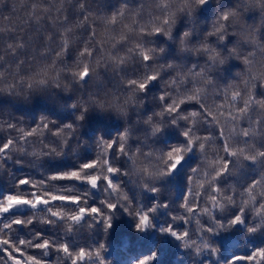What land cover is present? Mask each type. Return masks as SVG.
Masks as SVG:
<instances>
[{"label":"clouds","instance_id":"9594fccd","mask_svg":"<svg viewBox=\"0 0 264 264\" xmlns=\"http://www.w3.org/2000/svg\"><path fill=\"white\" fill-rule=\"evenodd\" d=\"M208 3L19 0V27L0 13V171L25 198L0 200V264H107L105 244L79 241L117 210L136 218L134 232L182 240L197 254L218 257L212 237L235 232L246 250L222 264H264V0H241L202 34L193 22L177 35L181 18ZM253 9L260 15L251 22ZM74 87L97 88L81 96L75 120L9 107V98ZM89 99L125 114L143 109L136 120L148 126L145 139L132 144L126 127L110 138L98 133L102 146L88 155ZM71 172L79 175L60 176ZM162 210L167 223L156 220Z\"/></svg>","mask_w":264,"mask_h":264},{"label":"trees","instance_id":"16d2710c","mask_svg":"<svg viewBox=\"0 0 264 264\" xmlns=\"http://www.w3.org/2000/svg\"><path fill=\"white\" fill-rule=\"evenodd\" d=\"M241 0H209V3L202 8L196 10L190 18L184 15L180 20V27L177 28L176 34H179L181 28L190 26L193 22L200 28V34L203 30L210 27L217 13L221 10L240 3ZM19 0H3L0 4V13L9 15L10 23L14 26H22L23 13L17 10L16 5ZM260 13L255 9L248 14V20L254 22ZM2 35V34H0ZM197 37L194 36L193 39ZM162 39V38H160ZM232 38H229L231 42ZM235 67H238L236 61H233L227 71L231 72ZM116 85H113L115 87ZM102 90V89H101ZM97 88L92 87L87 90H80L74 87L68 94L45 95L43 98L34 97L31 101H22L19 98L12 100L9 98V107H16L25 114H31L35 118V114L44 111L56 115L58 118L73 119L80 112L81 96L88 97L90 94H96ZM75 103V108L71 105ZM89 110L85 114V120L82 122L84 134L89 137V141L84 150H87L88 155L97 151L102 146L101 141L97 138V134H102L105 138H110L114 134L119 133L122 128H128L130 141L132 144L142 142L148 134V126L141 121L136 120L138 113H143V109H130L128 114H125L115 107H99L92 103L89 99ZM131 146V145H130ZM115 155V152H113ZM125 166L131 170L132 165L124 162ZM13 172L17 175H30L28 170L21 169L20 166H13ZM6 171H0V196L5 191L9 190ZM131 185H135V177L129 178ZM150 204V200L145 201V206ZM221 218L222 214H217ZM223 218L226 220L227 216ZM157 222L167 223L166 211H159L156 216ZM148 218L144 217L141 223L146 224ZM207 222V221H206ZM135 217L126 215L122 210H117L112 214L110 220L102 219L94 228L82 230L80 241L88 244L89 247H95L100 244H105L106 247L102 250V255L105 257L107 264H222L228 258L232 257L237 251L246 250L239 242V238L235 232L230 235L221 234L220 237H212L213 242L220 243L222 248L218 257L213 256L210 250H202L197 254L195 245L189 244L183 247V241L174 239L169 236L161 237L154 231L144 235L134 232L132 229L136 225ZM179 230H183L182 222L176 226ZM205 235H208L207 233ZM195 238V229L192 230L190 239ZM158 250V253L154 252ZM156 256L154 261L153 257ZM237 264H240L237 261Z\"/></svg>","mask_w":264,"mask_h":264},{"label":"snow or ice","instance_id":"6c2138e0","mask_svg":"<svg viewBox=\"0 0 264 264\" xmlns=\"http://www.w3.org/2000/svg\"><path fill=\"white\" fill-rule=\"evenodd\" d=\"M228 15H230V13H225V19H227ZM221 27H222V25H221ZM158 30L159 29H157V31ZM145 58H147V54L146 53H145ZM87 71H88L87 68H85L84 69V72L81 73V75H86L87 74ZM32 131L35 132L36 129H33ZM4 147L7 148L8 145H5ZM176 151L178 152L179 149H177ZM169 156H172V153H169ZM91 166H92L91 164H85L84 165L85 168H89ZM78 175L79 174L77 172L61 173L60 174L61 177L78 176ZM44 179L47 180L48 177H44ZM91 179L93 180V183H95V178H91ZM21 185L24 188L28 187V181L27 180H22L21 181ZM3 199H7L9 201H21V202H23L25 198L23 196L15 193L12 189H9L2 196H0V200H3ZM96 211H98V209H93V212H96ZM46 245H47V241H45V244L42 245V246H46ZM16 251L17 252H20L21 250L20 249H17ZM260 255L261 256H264V251H261L260 252ZM13 259L15 260V264H23V260L22 259H20L18 257H13ZM33 259H35V258L34 257H31V256L29 257V260H33Z\"/></svg>","mask_w":264,"mask_h":264}]
</instances>
